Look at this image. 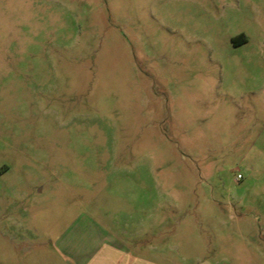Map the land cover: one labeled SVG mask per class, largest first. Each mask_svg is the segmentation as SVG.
I'll use <instances>...</instances> for the list:
<instances>
[{
    "label": "rangeland",
    "instance_id": "374dc122",
    "mask_svg": "<svg viewBox=\"0 0 264 264\" xmlns=\"http://www.w3.org/2000/svg\"><path fill=\"white\" fill-rule=\"evenodd\" d=\"M89 218L159 264H264V0H0V264Z\"/></svg>",
    "mask_w": 264,
    "mask_h": 264
},
{
    "label": "crops",
    "instance_id": "0c3cea01",
    "mask_svg": "<svg viewBox=\"0 0 264 264\" xmlns=\"http://www.w3.org/2000/svg\"><path fill=\"white\" fill-rule=\"evenodd\" d=\"M54 255L57 264H159L137 253L119 234L94 226L90 218L80 229L76 226L68 240L54 244Z\"/></svg>",
    "mask_w": 264,
    "mask_h": 264
},
{
    "label": "flooded vegetation",
    "instance_id": "af4514ba",
    "mask_svg": "<svg viewBox=\"0 0 264 264\" xmlns=\"http://www.w3.org/2000/svg\"><path fill=\"white\" fill-rule=\"evenodd\" d=\"M235 41H237V40H241V42L239 43V45H242V44H245V43H247V41H248V38L244 35V34H238L237 36H235L234 38H233Z\"/></svg>",
    "mask_w": 264,
    "mask_h": 264
}]
</instances>
